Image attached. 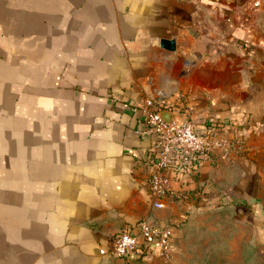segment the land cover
I'll return each mask as SVG.
<instances>
[{"label": "crops", "instance_id": "obj_1", "mask_svg": "<svg viewBox=\"0 0 264 264\" xmlns=\"http://www.w3.org/2000/svg\"><path fill=\"white\" fill-rule=\"evenodd\" d=\"M144 99L241 147L172 180L159 209L142 165L153 143L138 133ZM219 205L243 209L264 241V10L0 0V264H171L188 226ZM141 220L169 230L168 262L151 248L99 253Z\"/></svg>", "mask_w": 264, "mask_h": 264}, {"label": "built area", "instance_id": "obj_2", "mask_svg": "<svg viewBox=\"0 0 264 264\" xmlns=\"http://www.w3.org/2000/svg\"><path fill=\"white\" fill-rule=\"evenodd\" d=\"M246 5L248 15L264 10V0H246ZM136 109L142 117L138 121L141 125L138 133L153 137L142 165L147 171L148 197L155 209L161 208L172 180H181L195 173L201 160L210 161L218 153L241 149L216 132L208 136L197 134L187 120L179 124L162 120L161 107L151 99H144ZM171 237L166 227L141 220L131 229L114 235L109 250H100L99 253L121 260L142 256L151 248L161 261L168 262L171 259Z\"/></svg>", "mask_w": 264, "mask_h": 264}, {"label": "rangeland", "instance_id": "obj_3", "mask_svg": "<svg viewBox=\"0 0 264 264\" xmlns=\"http://www.w3.org/2000/svg\"><path fill=\"white\" fill-rule=\"evenodd\" d=\"M236 206L219 205L188 226L171 264H264L259 227Z\"/></svg>", "mask_w": 264, "mask_h": 264}, {"label": "water", "instance_id": "obj_4", "mask_svg": "<svg viewBox=\"0 0 264 264\" xmlns=\"http://www.w3.org/2000/svg\"><path fill=\"white\" fill-rule=\"evenodd\" d=\"M159 46L167 51H173L174 49V43L172 40H160L159 41ZM160 117L162 120H164L162 118V115L160 114ZM164 121H167V120H164Z\"/></svg>", "mask_w": 264, "mask_h": 264}]
</instances>
